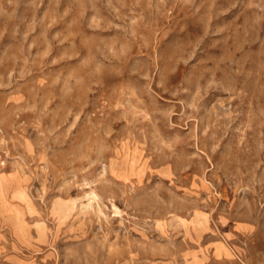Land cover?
Instances as JSON below:
<instances>
[{
  "label": "rangeland",
  "instance_id": "obj_1",
  "mask_svg": "<svg viewBox=\"0 0 264 264\" xmlns=\"http://www.w3.org/2000/svg\"><path fill=\"white\" fill-rule=\"evenodd\" d=\"M0 264H264V0H0Z\"/></svg>",
  "mask_w": 264,
  "mask_h": 264
},
{
  "label": "bare ground",
  "instance_id": "obj_2",
  "mask_svg": "<svg viewBox=\"0 0 264 264\" xmlns=\"http://www.w3.org/2000/svg\"><path fill=\"white\" fill-rule=\"evenodd\" d=\"M124 101V100H123ZM126 101V100H125Z\"/></svg>",
  "mask_w": 264,
  "mask_h": 264
}]
</instances>
